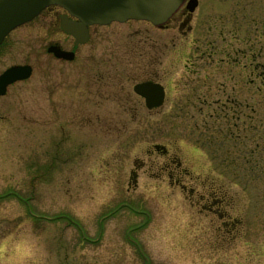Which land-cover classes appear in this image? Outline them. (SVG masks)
Instances as JSON below:
<instances>
[{
  "label": "rangeland",
  "instance_id": "obj_1",
  "mask_svg": "<svg viewBox=\"0 0 264 264\" xmlns=\"http://www.w3.org/2000/svg\"><path fill=\"white\" fill-rule=\"evenodd\" d=\"M52 14L0 46V74L33 68L0 96V264H264V0L92 25L78 46ZM155 74L163 110L133 91ZM197 190L224 195L234 236L190 204Z\"/></svg>",
  "mask_w": 264,
  "mask_h": 264
},
{
  "label": "water",
  "instance_id": "obj_2",
  "mask_svg": "<svg viewBox=\"0 0 264 264\" xmlns=\"http://www.w3.org/2000/svg\"><path fill=\"white\" fill-rule=\"evenodd\" d=\"M185 0H0V45L16 27L32 20L49 5H61L80 22L64 21V30L77 38L78 43L88 40V25H107L113 21L125 22L129 19L146 20L157 27L163 26L182 6ZM198 0H189L187 10L193 13ZM48 52L57 58L73 60L74 53L51 46ZM32 67L12 66L0 75V96L7 92L9 85L28 79ZM134 91L145 98L149 109L162 105L164 88L157 83L144 82L134 86Z\"/></svg>",
  "mask_w": 264,
  "mask_h": 264
},
{
  "label": "flooded vegetation",
  "instance_id": "obj_3",
  "mask_svg": "<svg viewBox=\"0 0 264 264\" xmlns=\"http://www.w3.org/2000/svg\"><path fill=\"white\" fill-rule=\"evenodd\" d=\"M45 10L52 12L53 13L52 15L55 16L56 18H58L61 29H62L63 17H67L68 19L73 20V21H78L76 18L69 15V13L67 11H65L62 7H59V6H50ZM187 15H188V12L184 8H182V10H180V12L177 13V15L173 16V18L169 21V23L175 22V23L179 24V23H181V21H183V19L185 17L187 18ZM89 31H90V27H89ZM74 43H75V40H74ZM143 53L147 54V51L145 50ZM229 57L230 56L222 57V60H226V59L230 60ZM207 65H205V66L207 68H209V65L208 66ZM214 65H215V62L211 61L210 68L214 69ZM244 68H246V67L244 66ZM199 69L200 68L198 67L197 70H199ZM101 78H102V76H101ZM143 80L144 81L158 82V77L155 74V75H152L150 77H146ZM161 80L162 81L159 83L163 86L164 85L163 84V75H162ZM205 85H207L208 90L212 89V87H213L211 82H208L207 84L205 83L204 86ZM225 85H226L225 82L221 83V85H218L220 90H222V92H223V94L220 93L221 95H224L226 93ZM234 86H237V84ZM164 88L166 91V98H167V88L165 87V85H164ZM204 96H205V97H203L204 101H206V100L208 101V99H210V98H207V95H204ZM199 97H200V95H199ZM165 101H166V99H165ZM212 104H214V106H218L215 103H212ZM223 104H226V102H223ZM225 106H221V107L224 108ZM161 109L163 110V105L161 106ZM157 149H161V148H157ZM162 152H164L162 154V156H165L168 153V151L165 150L164 148H163ZM179 167H180V163H178V168ZM169 170H170L169 165H167L164 170L161 169L162 173L164 171H169ZM169 176H172V174H170ZM174 185L180 186L182 188V190L187 189L186 186L183 184V182H181V180H176L174 182ZM193 192L194 191L191 190L190 193L193 195ZM195 193H196L195 200L190 201V204L194 208H196L198 210V212H200L201 214H210L211 215L209 221H210V225L212 227V230H214V232H215V230L217 229L218 234H216V235L219 238H221V240H224V241H225L226 237H231V235L234 236V231L236 230L238 225H241L242 221L237 220V218H235V217L233 218V216L230 214V212L228 210L229 203L227 202V199L223 197L224 195L220 196V193H218L217 191H211V192L209 191V194H207V195L198 192V190L195 191ZM197 220L199 221L200 218H197ZM198 221H197V223H198Z\"/></svg>",
  "mask_w": 264,
  "mask_h": 264
}]
</instances>
